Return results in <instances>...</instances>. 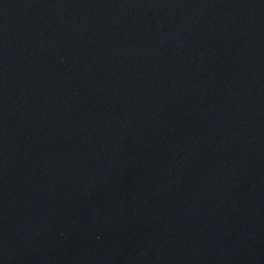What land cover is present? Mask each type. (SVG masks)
Here are the masks:
<instances>
[{
    "label": "water",
    "instance_id": "95a60500",
    "mask_svg": "<svg viewBox=\"0 0 264 264\" xmlns=\"http://www.w3.org/2000/svg\"><path fill=\"white\" fill-rule=\"evenodd\" d=\"M0 264H264V0H0Z\"/></svg>",
    "mask_w": 264,
    "mask_h": 264
}]
</instances>
